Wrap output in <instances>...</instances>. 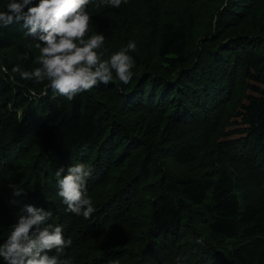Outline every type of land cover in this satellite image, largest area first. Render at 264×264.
<instances>
[{"label": "trees", "instance_id": "16d2710c", "mask_svg": "<svg viewBox=\"0 0 264 264\" xmlns=\"http://www.w3.org/2000/svg\"><path fill=\"white\" fill-rule=\"evenodd\" d=\"M86 11L103 58L134 41L135 66L72 101L12 73L39 50L23 21L0 28V244L32 204L71 238L68 264H264V0ZM76 163L93 170L87 219L58 196L56 171Z\"/></svg>", "mask_w": 264, "mask_h": 264}, {"label": "clouds", "instance_id": "9594fccd", "mask_svg": "<svg viewBox=\"0 0 264 264\" xmlns=\"http://www.w3.org/2000/svg\"><path fill=\"white\" fill-rule=\"evenodd\" d=\"M102 2L119 8L127 0ZM88 4L89 0H38L36 4L33 0H8L5 10L0 11V28L23 21V27L27 29L25 35L35 41L34 46L39 50L35 58L38 67L27 69L23 66V61L29 58V49L21 54V63L12 67V73H18L22 80L37 85L46 81L43 95L51 89L67 101L99 84L113 82V73L119 82L129 84L135 66V59L129 51L135 52L136 43L129 41L126 47L103 58L104 53L98 50L105 36L102 33L88 36L91 21L86 11ZM0 70L9 71L7 67ZM28 91L32 96L37 95L32 89ZM92 171L90 166L76 163L66 170L61 167L55 173L58 196L67 206L66 210L85 219L94 212L86 189ZM9 187L14 197L24 193V189L15 184H9ZM24 210L26 214L20 215L11 225L6 240L0 244V258L4 264H68L60 257L64 249L72 245V240L64 238L61 225L45 224L52 212L32 204H26ZM196 243L203 244V240L198 238ZM53 250L56 254L49 255Z\"/></svg>", "mask_w": 264, "mask_h": 264}]
</instances>
